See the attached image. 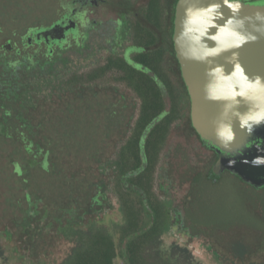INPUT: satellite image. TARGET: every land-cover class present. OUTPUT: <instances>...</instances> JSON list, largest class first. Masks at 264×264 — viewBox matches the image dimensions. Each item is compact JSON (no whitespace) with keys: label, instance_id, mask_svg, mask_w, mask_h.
Instances as JSON below:
<instances>
[{"label":"flooded vegetation","instance_id":"obj_1","mask_svg":"<svg viewBox=\"0 0 264 264\" xmlns=\"http://www.w3.org/2000/svg\"><path fill=\"white\" fill-rule=\"evenodd\" d=\"M127 1L131 0H61L58 19L50 25L29 27L22 41L26 48L43 49L42 56L53 60L72 46L88 53L94 49L93 41L101 39L96 59L87 61L81 71L83 119L97 128L99 138L100 180L89 209L97 208L93 214L98 217H121L123 223L116 226H123L125 203L131 194L142 199L150 226V197L143 191L148 187L161 209L164 234L192 247L195 240H201L190 222L195 186L201 181L217 184L226 172L217 174L216 153L193 125L192 101L174 41L177 9L173 20L169 7L163 8L159 25H154L147 18L148 7L137 10L120 3ZM107 11L113 18H106ZM59 22H68L60 28L65 31L62 39L35 35ZM7 45L3 56L15 50L11 39ZM14 61L9 62L14 68L25 64L28 71L36 64L30 57ZM131 141L138 143L133 154L140 155V165L127 169L123 160L126 155L132 158L127 152ZM131 158L128 167L133 164ZM148 170L149 181L143 176Z\"/></svg>","mask_w":264,"mask_h":264},{"label":"trees","instance_id":"obj_2","mask_svg":"<svg viewBox=\"0 0 264 264\" xmlns=\"http://www.w3.org/2000/svg\"><path fill=\"white\" fill-rule=\"evenodd\" d=\"M141 1L134 5L131 1L120 3L137 10L140 7H148L147 18H151L154 25H159L162 9L169 7L168 10L173 13L171 18L174 20V9H177L179 0H168L167 3V0ZM160 1H164V4L160 5ZM246 3H264V0H249ZM3 68L4 73H0V157L3 158L4 169L0 168V173L5 175L7 180L4 184L10 187L8 192L11 194V199L3 198V207L7 206V210H11L7 227L11 226L15 231L22 230L23 237L30 222L38 216L37 206L40 204L54 216L70 209L85 213L90 208L100 180L96 140L98 132L96 136H90V145L87 148L76 147L74 141H71L69 146L70 139L63 138L66 134L69 137L71 135L68 123L83 119L82 107L81 110L74 109L72 107L76 106H68L65 100L72 95L80 99L82 86L77 88V82L81 83V71L73 74L72 78H69L70 75L64 76L63 83L56 82L52 85L49 81L44 82L46 88L52 85L45 93L47 98L37 101L34 108L26 111L22 104L24 78L18 76L19 73L13 70L14 67L10 63H4ZM54 86L57 87L53 88ZM64 105L69 107L68 111H65L69 115L61 112L64 116H56ZM94 130L97 131V128ZM137 146V142L131 141L127 152L133 154ZM31 149H35L39 156L43 155L42 164L32 167L28 161L25 168L23 159L32 154ZM129 158L131 156L126 155L123 160L125 168L132 169L140 165V155H132L133 166L130 167L127 166ZM95 165L96 168L93 167ZM27 171L28 177L32 178L30 180L24 177ZM143 176L149 181V170ZM17 183L33 186V197L30 193L25 195L24 202L29 208L26 213L21 211L23 200L15 188ZM47 184H52L54 188L46 187ZM143 191L150 197V215L153 217V222L146 228L145 217L148 216L142 199L128 194V201L125 203L126 222L123 226L117 225L112 233L101 226L89 232L87 244L73 238L68 241V245L72 244L71 249L63 257L54 255L53 252L59 247V240L68 235H57L56 238L52 234L41 235L36 237L38 240H35L32 246L34 247L35 243L39 245L40 252H37V255L44 254V263L50 262L49 264H118L120 260H123L122 264H200L194 260L188 249L175 246L167 254L161 251L164 235L161 209L148 187L143 188ZM3 195L4 193L1 197ZM41 240L43 242L40 244ZM223 240L226 244L219 252L223 263L264 264V257L257 258L259 254L255 249L258 245L252 248V245L246 244L241 238L233 241L224 238ZM122 246L126 247L125 256L120 253ZM4 257L5 252L0 244V260Z\"/></svg>","mask_w":264,"mask_h":264},{"label":"rangeland","instance_id":"obj_3","mask_svg":"<svg viewBox=\"0 0 264 264\" xmlns=\"http://www.w3.org/2000/svg\"><path fill=\"white\" fill-rule=\"evenodd\" d=\"M60 1L0 0V57H2L0 60V73H4L3 64L12 62V60L17 61L30 57L36 63L34 68L29 71L25 64L19 68H13L16 73H19L20 78H24L22 104L26 111L34 108L37 101L47 98L45 93L53 83H63L62 78L64 76L70 75L69 78H72L73 74L84 69L87 61H94L97 57V48L101 45V39L96 38L93 41L94 49L90 52H83L79 47L72 46L53 60L45 59L42 56L45 54L43 49L38 50L37 47H34V49L26 48V44L23 43L22 39L28 34V28L50 25L56 21ZM106 13H108L106 18L112 17L110 11ZM31 32H33V29L30 30L29 34ZM10 39L16 45L15 50L8 51L3 56L4 46L7 45ZM17 50L21 51L20 54L16 53ZM46 81L52 84L48 88L44 85ZM77 83H79V86H75L80 89L82 83ZM65 100L68 106L74 105L76 107L72 108L81 110V106H77L81 105V100L77 96L72 95ZM52 108L55 109L56 107L52 106ZM68 109L69 107L65 105L60 107L61 111L59 113L55 112L56 116H64V113L61 112L68 111ZM67 113L65 112L66 116L69 115ZM68 125L70 126L71 135L69 137L66 134L63 138L70 139L69 146L70 142L74 141L76 147L87 148L90 145V136H96V132H98L86 119H81L78 122L75 119ZM96 140L99 141V138L96 137ZM30 152L32 154L23 159L25 168L28 161L32 167L41 166L43 155L39 156L35 153V149H31ZM3 162V158L0 157L1 169H4ZM93 167L96 168V165ZM28 173L27 171L24 177L30 180L32 178L28 177ZM6 180L5 175L0 173V216H2V218L0 217V244L5 252V257L0 260V264H49L50 262L44 263V254L37 255V252H40L38 250L39 245L35 243V246H32V243L38 240L36 237L52 234L56 238L57 235H68V237L59 240L57 244L60 245L53 252L54 255L63 257L71 249L72 244L68 245V241H72L73 238L87 244L89 232H93L102 226L112 233L116 224H121L124 221L121 217L116 219L111 215L106 218L103 214H100L98 217L96 213L93 214V211H98L97 208H94L93 211L87 209L85 213L70 209L54 216L53 213L40 204L37 206L38 216L30 222V226L25 230V235L22 237V230L15 231L12 230L11 226L7 227L11 210H7V206L3 207V204L5 205L3 198L8 199L9 197L11 199V194L10 191L8 192L10 187L8 188V185L4 184ZM45 186L50 189L54 188L52 184ZM32 187H30V184L26 186L19 183L15 187L23 200L21 211L25 213L29 209L24 202L25 195L30 193L33 197ZM22 190L23 192H21ZM195 190L196 201L194 206L190 207L192 210L190 222L196 236L201 237V240H195L194 245L189 247L177 241L172 235L164 234L161 247L164 254L169 253L172 247L177 246L188 249L197 263L225 264L220 259L221 255H219L222 246L226 244L223 238L228 241L241 238L246 244L252 245V248H256V245H258V248L255 249L259 254L257 258L264 257V189L256 190L243 183L235 175L226 172L219 183L212 184L201 181V184L200 182L196 184ZM2 193H4L3 197H1ZM149 223L150 219L145 217V228ZM211 233H216V235ZM55 241L57 242V240ZM42 242L41 240L40 244ZM43 249L46 250V248ZM125 251L126 247L122 246L120 248L122 256H125ZM122 263L123 260L118 262V264Z\"/></svg>","mask_w":264,"mask_h":264},{"label":"water","instance_id":"obj_4","mask_svg":"<svg viewBox=\"0 0 264 264\" xmlns=\"http://www.w3.org/2000/svg\"><path fill=\"white\" fill-rule=\"evenodd\" d=\"M67 23L35 35L62 39ZM174 41L193 125L216 153L217 174L263 190L264 3L179 0Z\"/></svg>","mask_w":264,"mask_h":264},{"label":"bare ground","instance_id":"obj_5","mask_svg":"<svg viewBox=\"0 0 264 264\" xmlns=\"http://www.w3.org/2000/svg\"><path fill=\"white\" fill-rule=\"evenodd\" d=\"M244 241V240H243ZM243 244V243H242Z\"/></svg>","mask_w":264,"mask_h":264}]
</instances>
